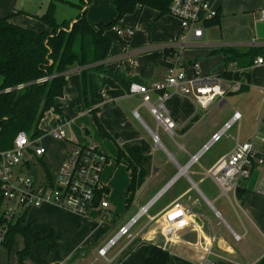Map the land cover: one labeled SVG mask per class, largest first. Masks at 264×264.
I'll list each match as a JSON object with an SVG mask.
<instances>
[{
  "label": "crops",
  "instance_id": "crops-1",
  "mask_svg": "<svg viewBox=\"0 0 264 264\" xmlns=\"http://www.w3.org/2000/svg\"><path fill=\"white\" fill-rule=\"evenodd\" d=\"M208 1L218 10L220 23L211 25L212 20L206 22L202 26L203 36L191 38L182 53L188 61L201 64L203 74L200 70V75L204 78L214 75L220 77L227 70L224 55L214 54L215 51L224 48L243 51L264 48V39L258 37L256 29L257 24L262 21L264 0ZM88 11L89 5L87 13ZM141 13L144 14L143 19L133 34V39H127L130 41L124 46V50L117 51L115 55H111L110 51L107 60L88 68L102 65L105 70L116 73L108 80L105 79L107 97L102 96V91L100 102H95V108L104 129L118 147L139 151L144 156L141 169L145 176L138 178L135 194L140 192L137 199L139 207L152 203L149 217H143L144 222L136 228L142 218L132 229V239L122 238L106 257H102L99 250L135 215L130 219L126 218V222L122 217L115 224L122 223L118 228L108 226L103 233L104 229L99 232L93 229L88 219L93 210L102 216L111 212L110 203L107 210H90L86 219L85 216L53 204L33 208L27 211L22 227H31L42 238H50L47 244H42L30 237L28 245L31 256L23 264H145L148 244L168 251V264H257L264 258V198L251 192L239 199L237 191L222 187L209 174L221 158L232 152L238 141H248L259 131L264 112V86L258 84L256 73L250 74V78L247 77L242 83L233 82V75L231 78L220 77L221 84L226 88L242 85V91L236 93H243L244 97L237 108L228 101V97L236 93H230L226 99H218L208 110L199 109L189 97L173 94L166 107L176 124L174 138L160 129L161 145H157L151 135V131H158L155 119L144 103L143 96L130 95L128 89L131 83L151 85L165 78L166 71L172 64L169 54L172 50L179 49L176 40L180 23L171 15L160 17L157 11L147 8L137 9L134 15ZM76 19L70 20L71 23ZM89 23L93 26L99 24L94 25V21ZM187 63L184 62L185 69ZM230 65L239 68L237 63ZM121 70L124 77L120 75ZM80 71L81 68H75L68 76ZM188 77L193 79L194 76ZM97 80L98 77L93 75L91 84L93 81L94 86ZM61 100L57 99V104L63 112ZM235 110L242 114L241 123L232 126L220 141L213 143L201 155L198 163L191 164V157L210 143L212 137L232 119ZM64 118L68 120L69 126L70 119L65 114ZM245 128L247 132H244ZM41 130L42 144L45 146L47 142L50 150L45 146V155L36 160L45 166L44 160L50 159L53 166L52 151L61 141L53 139L48 131ZM86 134L89 135L88 132ZM224 139V147L217 148ZM63 142L71 148V143ZM72 142L78 144L73 139ZM169 142L171 152L166 147ZM9 146L1 143L0 152ZM255 146L257 150L264 151V143L256 141ZM68 151L56 163L58 170ZM108 159L107 165L112 161L109 156ZM128 173L130 176L129 171ZM48 174L53 177L45 166L42 177ZM105 184L109 191L108 197L111 193L110 182ZM142 200L144 203L141 205ZM130 206L131 203L126 209L129 210ZM183 216L189 222L186 228L178 231L175 238L168 237L166 230L169 219ZM209 245L211 253L207 252ZM25 247L26 239L21 234L15 237L11 250L0 245V264H22L19 252Z\"/></svg>",
  "mask_w": 264,
  "mask_h": 264
},
{
  "label": "built area",
  "instance_id": "built-area-1",
  "mask_svg": "<svg viewBox=\"0 0 264 264\" xmlns=\"http://www.w3.org/2000/svg\"><path fill=\"white\" fill-rule=\"evenodd\" d=\"M218 14V10L213 8L208 0H172L170 15L180 23V32L176 40L179 49L172 50L169 54L172 64L167 69L165 78L151 85L131 83L129 86L130 95L143 96L144 103L157 123L158 131H151L153 141L157 145H161L160 129L174 138L176 124L166 107L167 101L173 94L189 97L199 109L208 110L218 99H226L230 93L242 89L240 84L224 87L221 78L217 75L202 77L198 63H193L195 77L190 79L182 60V53L189 45V40L201 38L202 26L216 18ZM261 19L264 20V10ZM114 29L118 35L126 38H131L134 34L132 28L125 31L117 27ZM262 65H264V54L257 57L254 62V66ZM229 67L232 70L235 68L231 65ZM22 88L24 85H20L17 89ZM102 96L107 97L106 91L102 92ZM136 115L138 116L137 113ZM241 121L242 114L235 110L232 119L212 137L210 143L200 153L191 157V164L198 163L201 155L208 151L213 143L220 141L227 130L235 124H240ZM52 123L48 135L55 140L71 143L56 179L46 175L40 180L38 170L32 166L33 161L46 153V148L42 144L43 134L33 137L27 131H20L14 139L13 146L0 152V191L3 197L0 214L8 220L18 218L26 211L44 204H53L85 217L92 209L103 211L109 208V202L105 200L109 191L103 182V173L109 162L108 156L95 144H74L68 136V120L64 117L59 116ZM256 141L264 143V112L260 129L254 137L245 142L238 141L232 152L221 158L209 174L222 187L237 191L240 187H248L254 171L257 170L259 177L253 193L264 198V151L256 149ZM32 170L37 172L36 180L30 176ZM151 205L152 203L139 207L138 214L123 225L117 235L99 250L100 256L106 257L122 238L132 239V229L143 217H149ZM171 219L166 235L175 238L176 233L186 228L189 222L186 216L171 217ZM150 220L153 218L150 217ZM5 231L6 228L0 226V241L4 239ZM198 247L201 245L198 244ZM207 252L211 253V245L207 246Z\"/></svg>",
  "mask_w": 264,
  "mask_h": 264
},
{
  "label": "trees",
  "instance_id": "trees-1",
  "mask_svg": "<svg viewBox=\"0 0 264 264\" xmlns=\"http://www.w3.org/2000/svg\"><path fill=\"white\" fill-rule=\"evenodd\" d=\"M116 16L109 23H99L93 26L87 19V6L91 0H81L80 4H73L69 0L51 1L41 20L50 28V32H36L18 26L9 17L0 18V144L11 140L8 147L13 146L14 139L20 131H27L33 137L43 134L40 123L45 114L53 110L60 117H64L57 99L62 98L67 86V76L75 68H81L84 81V100L88 101L87 74L96 70L105 72L102 65L110 56L114 42L106 36V32L114 29L121 21L137 9L150 8L159 13L160 17L170 15L172 0H113ZM56 2L69 4L81 10L76 21L72 23H58L55 18ZM211 25L220 23L219 14ZM169 54V51H168ZM223 54L226 59L227 70L220 77L231 78L233 70L229 64L237 63L239 68H252L257 57L264 54V48L239 50L227 48L215 51ZM44 80V81H43ZM20 85L24 88L17 89ZM7 89H12L7 92ZM94 115L99 134L103 138H112L104 129L96 115ZM7 150V149H6ZM118 163H124L130 172V186L126 199V207L132 202L139 177H144L141 169L143 154L129 148L119 146ZM49 175V174H48ZM50 177V176H49ZM248 187L237 190L239 199L250 194ZM132 194V197L130 196ZM3 197L0 191V205ZM27 211L16 220L7 223L4 215L0 214V226H6L4 239L0 245L11 250L15 237L21 234L26 239V247L19 252L21 263L31 256L28 239L33 237L36 242L47 244L48 238H42L31 227L23 228ZM15 219V218H14ZM7 224V225H6ZM147 260L145 264H168L170 254L155 245L148 244ZM257 264H264V258Z\"/></svg>",
  "mask_w": 264,
  "mask_h": 264
},
{
  "label": "rangeland",
  "instance_id": "rangeland-1",
  "mask_svg": "<svg viewBox=\"0 0 264 264\" xmlns=\"http://www.w3.org/2000/svg\"><path fill=\"white\" fill-rule=\"evenodd\" d=\"M51 1L53 0H0V18L9 17L12 22L17 24L18 26L36 32H50L51 28L47 24H45L41 20V18L45 15ZM69 1L77 5L81 3V0ZM147 9L151 10L150 8ZM80 11L81 10H79L75 6L56 2V21L58 23H63L66 21L72 25V23L74 22L71 23L70 20H72L73 18H77L80 14ZM115 12V6L112 0H91L89 4V11L87 13V19L92 22L94 21V25H96L97 23H109L113 18H115ZM143 16V13L136 15H127L121 21V23L117 25V28L123 31L127 30L128 28H132L134 29L135 34L137 27H139L143 19ZM171 17L173 16L171 15ZM106 36L114 42L111 47V55H115L116 53H118L117 51H121V49L123 51L124 46H127L128 42L133 39V36L131 38H126L124 36L118 35L115 29L107 31ZM186 58L182 56V60L184 62H188L186 66V72L188 75H192V77H195V71L193 69L194 62H190ZM216 68H218V66ZM200 70L201 74H203L202 66ZM233 71V82L235 83H242L246 81L247 77L250 78V74L256 73V78H258L259 80L258 84L261 87L264 86V66H255L254 68L247 69H239L235 67L233 68ZM115 74V72L111 73V71L107 70H105V72H98L96 70L89 71L87 74V102H85L84 100V81L82 73L80 72L73 75L69 74V76L67 77V86L64 95L61 98L63 101L61 100L60 102L63 108V113L67 116L68 119H70V125L67 127L69 138L73 139V141L81 145L95 144L99 146V148L102 149L103 152H105L106 155L109 156L112 160L110 164L106 166V170L103 176V182H110L111 193L108 197L106 195V198H108L107 200L111 204V212H108V214L102 216L98 214V212H95L93 210L90 213L88 219L93 229L97 230L98 232L104 229L102 230L103 233L107 231L108 226L113 227V229H115V227L118 228V226L122 224L119 222L117 225H115L119 219H122L123 217V220H125L126 222V218L130 219L133 215L138 214L139 210V206L137 205V199L140 193L139 191L138 193L136 192L134 197H132V194H130L133 199L129 210L126 209L127 189L130 185L129 173L125 164H118L117 162L119 151L117 143L111 138H103L100 136L97 124L94 119V115L91 112L92 110H96L95 102H100L99 98L101 92H108L106 86H104L105 79L108 80L112 75ZM93 75H96L98 77V80L95 82L96 84L94 86L93 81L91 84V77ZM243 97V93L232 94L228 97L229 104L237 108L239 107V102L241 104L240 100ZM96 115L98 118H100L98 112H96ZM58 117L59 115L56 114L53 110L48 111L40 123V129L50 132L53 125L52 122ZM99 120L100 122H102L101 119ZM232 131H234V129ZM87 132L89 133V135L86 134ZM244 132H247L246 128ZM7 142L11 144L12 141L9 140ZM7 142L6 144L7 146H9L10 144ZM62 142L63 141L57 143L52 151L53 166L51 165L50 159L44 160L45 166L51 172V175L54 177V179H56L59 174V167L57 168L56 163H58L61 156L64 155L70 148L69 144ZM224 143L225 139L218 144L217 148L224 147ZM45 146L50 150V145L47 142L45 143ZM166 147L171 152L170 142L166 144ZM32 166L38 169L39 178L40 180H42V174L45 170L44 164L35 160L32 162ZM140 203L142 205L144 201L142 200V202ZM84 218L86 219V217ZM16 219L17 218L13 220ZM6 220L7 223L11 222V220ZM143 222L144 218L141 220L139 225L136 226V228H138ZM4 227L6 228V226Z\"/></svg>",
  "mask_w": 264,
  "mask_h": 264
},
{
  "label": "water",
  "instance_id": "water-1",
  "mask_svg": "<svg viewBox=\"0 0 264 264\" xmlns=\"http://www.w3.org/2000/svg\"><path fill=\"white\" fill-rule=\"evenodd\" d=\"M256 29H257V35H258V37L260 38V39H264V20L263 21H261V22H259L258 24H257V26H256ZM120 75L122 76V77H124V75H123V71L121 70L120 71ZM30 176L34 179V180H36L37 179V172H36V170H32L31 172H30ZM258 177H259V171H254V173H253V175H252V177H251V179H250V181H249V184H248V189L250 190V191H253L254 190V187H255V185H256V182H257V180H258ZM86 206V208H87V205H85Z\"/></svg>",
  "mask_w": 264,
  "mask_h": 264
}]
</instances>
